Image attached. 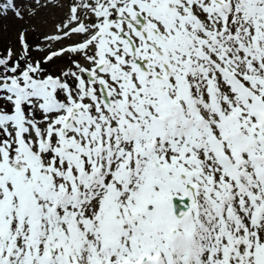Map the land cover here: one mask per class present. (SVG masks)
<instances>
[{
  "label": "snow or ice",
  "instance_id": "obj_1",
  "mask_svg": "<svg viewBox=\"0 0 264 264\" xmlns=\"http://www.w3.org/2000/svg\"><path fill=\"white\" fill-rule=\"evenodd\" d=\"M17 41L0 264H264V0H73Z\"/></svg>",
  "mask_w": 264,
  "mask_h": 264
},
{
  "label": "rangeland",
  "instance_id": "obj_2",
  "mask_svg": "<svg viewBox=\"0 0 264 264\" xmlns=\"http://www.w3.org/2000/svg\"><path fill=\"white\" fill-rule=\"evenodd\" d=\"M8 0H3V4ZM78 2V0H77ZM73 0H16V7L22 12V19L17 18L11 11L7 14L0 12V49L6 45L11 46L15 51H19L20 45L17 37L21 32H24L30 46L35 48L37 45L45 46L44 37L51 35L56 31V25L63 21L69 11ZM78 37H73V40H65L63 44H53L51 47L59 49L62 46L71 44ZM44 53L33 52L34 57L43 56ZM80 62L83 64V59ZM69 57L64 55L44 65L46 69L54 74L68 66Z\"/></svg>",
  "mask_w": 264,
  "mask_h": 264
},
{
  "label": "trees",
  "instance_id": "obj_3",
  "mask_svg": "<svg viewBox=\"0 0 264 264\" xmlns=\"http://www.w3.org/2000/svg\"><path fill=\"white\" fill-rule=\"evenodd\" d=\"M0 6H1V0H0Z\"/></svg>",
  "mask_w": 264,
  "mask_h": 264
}]
</instances>
